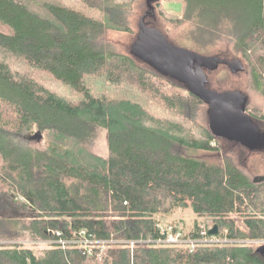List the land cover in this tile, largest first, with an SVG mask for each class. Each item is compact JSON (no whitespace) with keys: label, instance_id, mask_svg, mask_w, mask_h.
<instances>
[{"label":"trees","instance_id":"16d2710c","mask_svg":"<svg viewBox=\"0 0 264 264\" xmlns=\"http://www.w3.org/2000/svg\"><path fill=\"white\" fill-rule=\"evenodd\" d=\"M182 1L183 14L167 8L177 0L159 3L160 14L215 39L245 31L239 52L264 95V0ZM135 2L0 0V197L28 211L31 238L10 233L12 220L0 215V264H264V246L247 244L264 239V182L224 161L225 145L238 143L193 119L187 107L205 104L132 47L126 55L96 48L106 31L130 32L111 13ZM204 7L207 18L194 11ZM250 116L264 123L260 110ZM34 134L43 141L30 143ZM98 135L104 154L94 150ZM180 209L206 224L185 238L217 226L209 237L231 243L154 245L160 217ZM86 238L116 242L96 259L76 248Z\"/></svg>","mask_w":264,"mask_h":264},{"label":"rangeland","instance_id":"374dc122","mask_svg":"<svg viewBox=\"0 0 264 264\" xmlns=\"http://www.w3.org/2000/svg\"><path fill=\"white\" fill-rule=\"evenodd\" d=\"M177 1V3L167 5V8L171 12L176 11L179 15H181L183 14V1ZM159 3H161L163 6V0H136L131 11H117L111 13L113 14L114 19L122 23V25L128 27L130 32L106 31L104 36H102V41L97 44L96 48L108 53L124 55L130 54V49L136 41V36L140 30V25L142 24L143 20L144 26L156 27L170 43L176 46L196 52L202 56H217L224 59L225 61L232 62L237 59L241 60L244 64V71L237 75H233L224 66H220L216 70H208L207 77L209 79L210 88L217 93H227L232 91L238 92L246 97V107H248V114L251 115V110L258 109L264 115V95L261 93L255 81L252 66L248 64L243 55L239 52L238 42L239 39L244 35L245 31H241L239 36L236 35L237 38L226 36L215 39V37L209 34V31H206L205 27L202 25H197L196 27V25L188 19H185L182 23L178 24L163 18V16L160 14L161 9L158 5ZM192 3L194 4V2H191V6ZM202 3L203 6H213L216 4V0H203ZM207 7L200 9L194 8V11L197 12V16L207 18ZM186 110L196 121L209 125L210 115L207 112L205 105H194L187 107ZM257 122L260 124L259 126H261L259 129L261 128L260 130L264 134V123H260L259 121ZM38 135L34 134L32 140L29 142L36 144L37 141H43V139ZM98 138L99 139L97 140L94 150L99 154H104L106 149L105 136L98 135ZM238 145L239 146H236V148L225 145L227 146V151L224 153L225 163L228 166L239 170V172H241L242 175L245 176L250 182L254 181L256 178L262 176L264 177V152L258 150L251 151L239 143ZM18 200L22 203L26 202L22 198H17V201ZM0 215L12 220L11 223L4 225L6 230L13 234H23V237L21 238H25L27 236L26 239H31L30 233H28V231L26 233L25 230L26 225L30 223V215L26 209L20 206L18 207L16 205L8 204L0 197ZM159 220L161 225L164 227L172 223L178 224H174V226L180 227L182 231H185V233L193 231L196 223H203L206 225L204 223V219L198 218L196 214L190 209H180L170 216L160 217ZM162 234L163 231L161 232V235ZM14 242H23L28 245L35 244L31 240H19ZM134 242H136V246H138L137 244H144L138 241ZM246 242L247 241L243 240L241 242L237 241L236 243ZM225 243H231V241H226ZM153 244L156 246H161L164 243ZM212 244L215 245L218 244V242L213 241ZM247 244H254L253 246L255 247L264 246V239L248 241ZM36 246L38 248L45 249L48 246V242L40 243Z\"/></svg>","mask_w":264,"mask_h":264},{"label":"water","instance_id":"95a60500","mask_svg":"<svg viewBox=\"0 0 264 264\" xmlns=\"http://www.w3.org/2000/svg\"><path fill=\"white\" fill-rule=\"evenodd\" d=\"M144 27L142 20L140 38L133 44L132 54L158 73L186 84L208 106L211 126L218 136L237 142L251 151H259L264 138L246 112V97L233 91L214 92L207 87V77L204 74L200 76L193 68L194 64H199L207 70H216L222 58L202 56L181 48L170 43L159 30ZM143 29L147 30L144 39ZM230 70L233 75L240 74L244 71V64L239 59L234 60L230 62ZM254 182H264V177L256 178ZM217 233V226L209 232L210 235Z\"/></svg>","mask_w":264,"mask_h":264},{"label":"built area","instance_id":"2783aa9c","mask_svg":"<svg viewBox=\"0 0 264 264\" xmlns=\"http://www.w3.org/2000/svg\"><path fill=\"white\" fill-rule=\"evenodd\" d=\"M178 225V224H176ZM157 227L161 232L163 231V234L161 237L156 241V243L159 244H182L190 248L191 250H194L196 247L200 245H205L208 243H212L213 241H217L218 244H223L226 241H228L227 238H217L216 236L209 237V232L207 227H202V231L199 233L200 238L193 239V238H185L183 231L180 227L178 226H173L169 224L168 226H162L160 220H158ZM57 235H60V233H57ZM65 245L66 241L65 240H59L58 243ZM116 240L114 238H111L106 241H98V242H93L90 240V238H86L85 240L79 241V245L77 246L78 251L82 254H88L89 257L94 256V258H101L103 252L105 249H107L108 245L115 243ZM130 246L134 247L136 242L131 241ZM101 254V255H100Z\"/></svg>","mask_w":264,"mask_h":264},{"label":"flooded vegetation","instance_id":"af4514ba","mask_svg":"<svg viewBox=\"0 0 264 264\" xmlns=\"http://www.w3.org/2000/svg\"><path fill=\"white\" fill-rule=\"evenodd\" d=\"M153 20V19H152ZM144 28H146L147 30L148 29H151V30H156L157 28L156 27H154V26H146V27H144ZM147 30H144L143 29V39H144V34L147 32ZM158 30V29H157ZM140 30H139V32H138V34H137V36H136V41L137 40H139V38H140ZM220 66H224L225 68H227L229 71H231L230 70V61H225L224 59L222 60L221 59V61H220V64H219V67ZM193 68H194V70L196 71V72H198V74L201 76V75H205V77H207V72H208V70L206 69V68H204V67H201L199 64H194L193 65ZM167 77H169V76H167ZM185 85V88L186 89H189V87L186 85V84H184ZM207 87L209 88V89H211L210 88V84H209V79H208V77H207ZM247 109H248V107H247ZM246 109V112L248 111ZM247 114H248V112H247ZM250 115V114H249ZM255 124L257 125V128L259 129V127H261V126H259V124L258 123H256L255 122ZM261 129V128H260ZM259 129V130H260ZM261 131V130H260ZM262 133V132H261ZM262 136H263V138H264V134L262 133ZM259 151H263L264 152V139H263V145H262V147L259 149Z\"/></svg>","mask_w":264,"mask_h":264},{"label":"bare ground","instance_id":"6f19581e","mask_svg":"<svg viewBox=\"0 0 264 264\" xmlns=\"http://www.w3.org/2000/svg\"><path fill=\"white\" fill-rule=\"evenodd\" d=\"M52 16V15H51ZM50 20V19H49ZM57 20V19H56ZM52 21V20H51ZM57 23V22H56ZM54 25V24H53ZM8 61V60H7ZM9 62V61H8ZM13 63V62H12ZM95 130V129H94ZM91 132V131H90ZM90 137V136H89ZM255 209V208H254ZM168 211V210H167ZM20 222V221H19ZM154 226V225H153ZM228 232V231H227ZM21 237V236H20ZM49 237V236H48ZM122 244V243H121ZM37 245V244H36ZM21 247V246H20ZM141 249V248H140ZM119 250V249H118ZM135 253V252H134ZM115 258V257H114ZM6 260V259H5ZM3 262V261H2Z\"/></svg>","mask_w":264,"mask_h":264}]
</instances>
